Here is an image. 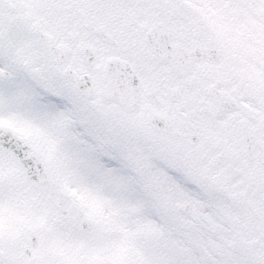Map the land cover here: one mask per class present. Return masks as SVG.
I'll return each mask as SVG.
<instances>
[{
    "label": "snow or ice",
    "instance_id": "6c2138e0",
    "mask_svg": "<svg viewBox=\"0 0 264 264\" xmlns=\"http://www.w3.org/2000/svg\"><path fill=\"white\" fill-rule=\"evenodd\" d=\"M0 264H264V0H0Z\"/></svg>",
    "mask_w": 264,
    "mask_h": 264
}]
</instances>
